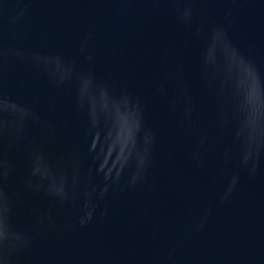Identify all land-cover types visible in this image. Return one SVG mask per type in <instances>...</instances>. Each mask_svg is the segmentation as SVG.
Listing matches in <instances>:
<instances>
[{
    "label": "water",
    "instance_id": "1",
    "mask_svg": "<svg viewBox=\"0 0 264 264\" xmlns=\"http://www.w3.org/2000/svg\"><path fill=\"white\" fill-rule=\"evenodd\" d=\"M0 264H264V0H0Z\"/></svg>",
    "mask_w": 264,
    "mask_h": 264
}]
</instances>
